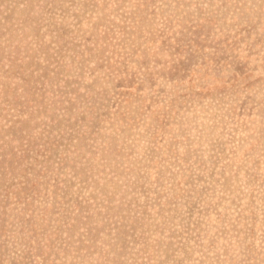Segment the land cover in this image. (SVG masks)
<instances>
[{"label":"rangeland","instance_id":"obj_1","mask_svg":"<svg viewBox=\"0 0 264 264\" xmlns=\"http://www.w3.org/2000/svg\"><path fill=\"white\" fill-rule=\"evenodd\" d=\"M0 264H264V0H0Z\"/></svg>","mask_w":264,"mask_h":264}]
</instances>
